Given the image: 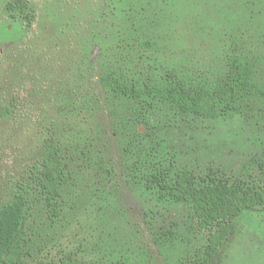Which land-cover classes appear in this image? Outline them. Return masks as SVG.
<instances>
[{
    "label": "rangeland",
    "instance_id": "374dc122",
    "mask_svg": "<svg viewBox=\"0 0 264 264\" xmlns=\"http://www.w3.org/2000/svg\"><path fill=\"white\" fill-rule=\"evenodd\" d=\"M8 1L0 0V210L30 185L28 264L202 261L210 231L151 177L169 168L168 179L190 171L199 185L217 177L264 188V98L200 118L115 93L103 76L144 87L174 73L212 85L241 56L264 87V0H24L15 14ZM51 142L66 176L57 216L32 173ZM232 223L218 261L264 264V206Z\"/></svg>",
    "mask_w": 264,
    "mask_h": 264
},
{
    "label": "trees",
    "instance_id": "16d2710c",
    "mask_svg": "<svg viewBox=\"0 0 264 264\" xmlns=\"http://www.w3.org/2000/svg\"><path fill=\"white\" fill-rule=\"evenodd\" d=\"M23 3L24 0H9L5 9L15 14ZM253 74L254 65L235 56L226 73L212 85H187L174 73H167L163 82H147L144 87L131 85L112 74L103 76V82L113 92L126 97L159 98L181 114L215 119L239 110L251 96L264 98V87L253 82ZM34 168L33 180L39 199L57 216L60 212L58 198L66 182L60 147L48 143ZM169 174V168L161 169L152 175L151 181L170 200L191 203L200 226L210 231L206 257L196 264H221L219 251L233 232V219L244 210L264 206V188L244 181L229 183L217 177H209L207 184L199 185L190 171L177 172L168 179ZM30 189L28 184L19 187L12 200L0 210V264H28L25 243L28 211L32 206ZM59 264L82 263L67 259Z\"/></svg>",
    "mask_w": 264,
    "mask_h": 264
}]
</instances>
